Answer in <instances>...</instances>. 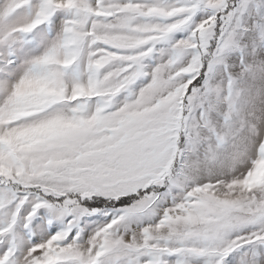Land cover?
Instances as JSON below:
<instances>
[{
	"label": "snow or ice",
	"instance_id": "1",
	"mask_svg": "<svg viewBox=\"0 0 264 264\" xmlns=\"http://www.w3.org/2000/svg\"><path fill=\"white\" fill-rule=\"evenodd\" d=\"M0 264H264V0H0Z\"/></svg>",
	"mask_w": 264,
	"mask_h": 264
}]
</instances>
